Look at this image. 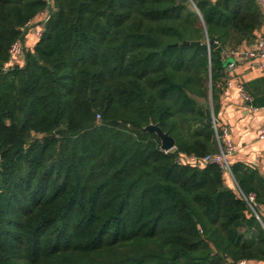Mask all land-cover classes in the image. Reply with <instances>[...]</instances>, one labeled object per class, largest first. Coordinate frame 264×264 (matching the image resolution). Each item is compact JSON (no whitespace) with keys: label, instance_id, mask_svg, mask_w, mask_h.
<instances>
[{"label":"trees","instance_id":"16d2710c","mask_svg":"<svg viewBox=\"0 0 264 264\" xmlns=\"http://www.w3.org/2000/svg\"><path fill=\"white\" fill-rule=\"evenodd\" d=\"M46 7L0 0V264L264 260V225L225 171L178 162L218 150L205 108L223 49L263 23L256 0H54L25 45ZM231 168L262 211L264 178Z\"/></svg>","mask_w":264,"mask_h":264},{"label":"crops","instance_id":"0c3cea01","mask_svg":"<svg viewBox=\"0 0 264 264\" xmlns=\"http://www.w3.org/2000/svg\"><path fill=\"white\" fill-rule=\"evenodd\" d=\"M262 19V25L255 30L251 40L244 39L237 46L229 44L223 49L224 77L216 102L213 106L211 101L210 106L217 123L229 128V138L235 147L228 155L231 166L243 163L264 178V138L258 135V129L264 122V55L247 57L229 53L234 48L247 50L255 47L264 31L263 15ZM36 38L29 33L24 44ZM230 62H234L233 67L228 66ZM225 181L229 186H237L236 178L228 172H225ZM229 264H238V261ZM247 264H264V260L247 259Z\"/></svg>","mask_w":264,"mask_h":264},{"label":"built area","instance_id":"2783aa9c","mask_svg":"<svg viewBox=\"0 0 264 264\" xmlns=\"http://www.w3.org/2000/svg\"><path fill=\"white\" fill-rule=\"evenodd\" d=\"M258 3L263 18H264V0H256ZM47 7L45 10L41 12V18L38 21L30 20L26 23L24 29L28 30L30 33L35 35L37 38H40L45 30L46 22L51 17V8L54 3V0H46ZM22 40L17 39L12 43L10 46V53L12 56H21L23 53V47H22ZM229 53L233 56H247V57H254V56H260L264 55V31L258 37L257 43L254 48L247 49V50H241L239 48H234L229 51ZM229 67L234 66V62H230ZM214 129L216 132V139L218 144V150L215 152L207 153L204 156H197L195 154L190 155H180L178 157L179 163H190L195 165H203L206 163H215L218 164L225 172H228L229 174H232V168L231 164L228 160V155L234 150V144L229 138V128L225 125L220 126L217 122L213 124ZM258 135L260 138H264V122L261 124V126L258 129ZM175 148V147H174ZM172 148V149H174ZM170 149V150H172ZM168 151V150H166ZM237 184V189L240 194V196L245 199L249 205V207L252 209L254 214L260 219L262 224L264 225V209L262 211H259L260 205L256 201L254 193L246 194ZM238 264H247V259H241L238 261Z\"/></svg>","mask_w":264,"mask_h":264},{"label":"water","instance_id":"95a60500","mask_svg":"<svg viewBox=\"0 0 264 264\" xmlns=\"http://www.w3.org/2000/svg\"><path fill=\"white\" fill-rule=\"evenodd\" d=\"M190 42L184 40L181 45L189 44ZM192 43L199 44V41H192ZM206 113V122L207 123H216L217 119L214 116L213 110L211 106L205 108ZM146 131H154L161 138V148L164 150H170L175 147V139L168 133L165 132L160 126L157 124H149L144 128Z\"/></svg>","mask_w":264,"mask_h":264}]
</instances>
